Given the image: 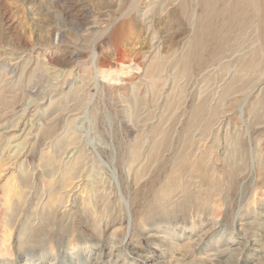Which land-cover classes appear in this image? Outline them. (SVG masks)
Listing matches in <instances>:
<instances>
[{
    "label": "rangeland",
    "instance_id": "1",
    "mask_svg": "<svg viewBox=\"0 0 264 264\" xmlns=\"http://www.w3.org/2000/svg\"><path fill=\"white\" fill-rule=\"evenodd\" d=\"M78 1L0 0V264H264L263 5ZM143 15L141 78L101 83L89 26Z\"/></svg>",
    "mask_w": 264,
    "mask_h": 264
},
{
    "label": "bare ground",
    "instance_id": "2",
    "mask_svg": "<svg viewBox=\"0 0 264 264\" xmlns=\"http://www.w3.org/2000/svg\"><path fill=\"white\" fill-rule=\"evenodd\" d=\"M75 1L76 2H74L73 4H70V6L67 7V11H66L68 16L72 18L76 14L83 16V13H81V10H80L81 8L80 2L78 0H75ZM240 1L248 2L250 5L258 6L259 8H260V3H261L263 5L262 7H264V0H240ZM148 19L149 17L147 18L143 15V18L141 19L142 20L141 24H142V29L144 30L145 33L142 35H139L137 39L135 40V42L133 41L134 43L128 42V39H127L128 37L124 38L126 36L127 30L130 28L131 22H127V23L124 22V23H121L120 25H113L109 19L104 18L102 19V21L93 22L89 26L90 33L93 34L94 36V41H100L102 38L108 37L109 41L112 44H114V48H113L114 50L110 51V53H108L107 55H104L102 60H97V58H95L94 52L92 54L93 59L91 60L94 64L93 68L96 69V76H97L98 81H100L101 83L107 86L120 89V88H124V86L130 83L132 79L136 80V79L141 78V74L143 73L144 67L149 61V59L153 57L154 48L156 47L154 45V43L156 42L155 40H153L149 44V41H148L149 34H147L146 33L147 31H145L148 23L153 22V17L150 20ZM158 28L161 32V36L164 37V39H168L167 37L170 36V30L167 29L164 25H160V27ZM167 42L168 41H164L162 44V47H164L165 44H167ZM84 53H85L84 50L77 48L76 51L73 52L70 57H66L63 63H61L60 60L57 61L56 58H52V57L51 58L53 61L56 62L58 66L69 67L71 64L74 66V64L77 63L79 60H82V59L86 60V57H84ZM97 62H98V65H97ZM18 64H19V60L11 63L12 68L15 72L18 70ZM105 64L110 66L111 69L110 70L103 69V66ZM38 112L39 111L36 108L33 109L32 107L28 115L30 119L28 118L27 119L30 120V122H32L34 117L38 115ZM29 133L30 134L32 133L31 128H29Z\"/></svg>",
    "mask_w": 264,
    "mask_h": 264
}]
</instances>
